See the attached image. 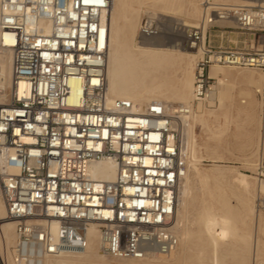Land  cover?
<instances>
[{"label":"built area","instance_id":"1","mask_svg":"<svg viewBox=\"0 0 264 264\" xmlns=\"http://www.w3.org/2000/svg\"><path fill=\"white\" fill-rule=\"evenodd\" d=\"M110 1L0 0V46L13 52L9 86L0 74V97L6 95L0 102V186L16 224L10 251L15 264L85 251L92 225L110 258L174 252L180 243L178 192L187 171L182 116L209 105L211 66L264 75V5H220L214 17L234 22L257 47L205 50L196 65L191 107L111 102L103 21ZM205 39L203 31L191 30L187 45L205 49ZM259 124L254 175L264 184V84ZM104 160L115 163L112 181L88 171ZM259 204L264 209L262 193Z\"/></svg>","mask_w":264,"mask_h":264},{"label":"bare ground","instance_id":"2","mask_svg":"<svg viewBox=\"0 0 264 264\" xmlns=\"http://www.w3.org/2000/svg\"><path fill=\"white\" fill-rule=\"evenodd\" d=\"M262 1L264 0H244L243 2L249 5H243L255 7L252 5L264 4ZM177 2L178 0H154L153 5L159 10L170 8L173 10ZM110 3V9L107 15L103 17V21L107 24L109 42L106 69L109 101L126 99L134 102L139 107H144L153 102H164L162 98L170 96L180 101L182 105L191 107L195 79L193 71L195 64L193 65V63H195L197 57H204L205 49L201 47L196 51V54L189 53L179 49L178 45H167L166 40L158 42L157 38L152 35H142L143 47L137 44L135 47L129 48L125 45L126 39L124 36L129 33L133 38L137 33L140 13L144 8V0H111ZM199 14V8L194 6L192 8V15L199 16ZM154 21L152 19L145 22V26L151 27ZM219 21L222 23L228 22L227 20ZM186 26L190 27L191 25L186 24ZM12 64L13 52L0 46V74L5 86H9L11 80H13ZM218 66L220 65H213L210 69L212 78L216 77L219 84L227 83L230 79L239 76V73H235L232 70L220 73ZM233 68L235 69L236 67ZM172 70L180 73L182 76L177 78L178 80L174 88L171 87L169 81L165 80ZM261 74L263 77L262 83L264 84V75L263 73ZM247 80L249 83L254 84L256 77L251 75L247 77ZM191 88L192 95L189 93ZM251 94L252 91L248 89L242 103V107L248 114L254 106ZM212 95L214 94L212 93ZM5 99L6 95L1 96L0 102H3ZM172 101L174 100L172 99ZM196 113L192 112L191 115L182 116L183 121H188V125L183 130L182 153L187 160V171L181 180V184L183 183V188L181 189L185 193L189 192V183L193 175L199 180L200 188L208 196V205L198 214L195 220L198 229V235L195 239L200 248V253L197 257L198 261L205 264H224L231 257L238 258L239 260H235L240 261V264H249V256L252 253L250 234L255 228L260 233V238L257 241V250L264 255V217L257 213L256 205L253 202V199L256 196L258 197L257 193L264 194V184L260 183L255 177L256 182L252 180L253 177L251 176L221 165H214V168L209 172L201 168V161L197 155L195 146L196 134L194 129L197 121L200 123L201 131L211 132L215 142L227 131V124L212 130L209 127L208 118H197ZM214 146L215 148L212 151L216 155L217 144ZM215 158L219 157L216 156ZM88 171L92 177L106 181H112L116 176L115 163L110 160L93 162L89 165ZM233 198L237 199V205H232L231 199ZM182 202L185 201L182 200ZM184 208L186 209V207ZM7 219L9 218L0 186V255L3 248L9 251L10 246H14L17 242L16 224L11 219H9L10 221ZM188 224L189 220L186 217V213L182 214L180 208H177L176 232L180 241L178 248L191 238L192 234L188 228ZM226 238L231 239V244L226 246L225 250H220L218 247L225 245L224 240H227ZM234 240L242 246L234 248L232 245ZM177 249L171 254L164 256H172ZM160 255L155 254L143 260H117L143 262L151 257H160ZM99 256L102 258L108 257L102 249L100 232L97 226L92 225L87 231V246L85 251L76 254H65L60 257H43V259L44 264H91V260ZM9 259L10 261L6 259H4V262L1 261L2 264H15L11 258V254ZM38 264L43 263L40 260Z\"/></svg>","mask_w":264,"mask_h":264},{"label":"rangeland","instance_id":"3","mask_svg":"<svg viewBox=\"0 0 264 264\" xmlns=\"http://www.w3.org/2000/svg\"><path fill=\"white\" fill-rule=\"evenodd\" d=\"M232 1L178 0L173 10L171 8L166 10H159L157 7H154V0H144V8L142 9L144 12L142 11L140 13L137 33L133 38L129 33H127L124 36L126 39L125 45L129 48L135 47L137 44L143 47V39L141 38L142 35H152L153 37L157 38L158 42L166 40V43L169 46L178 45L180 47L179 49L196 54L197 50L190 49L188 47L187 36L191 30L198 29L199 31H203L205 33V50H208V48H212L213 50L238 49L251 51L257 46H253V43L250 41V34L248 32H243L235 28L236 25L234 22L228 21L226 23H222L218 20L217 17H214L213 9L220 5H249L243 2L244 0H234L235 2ZM262 2L264 3V1ZM261 5L263 6L264 4H253L252 6ZM194 6H197L199 8V16L192 15V8ZM210 17L211 21L213 22L211 24H208ZM152 19L153 21L155 19L156 23L154 21L151 27L145 26V22ZM186 24H190L191 26L187 27ZM211 25H214V27H210ZM148 31L149 33H147ZM200 59H202L201 56L197 57L195 63H193V65L195 64V66H193L194 73L196 71V65ZM218 67L220 68V73L227 70H232L235 73H239V76L230 79L229 82L224 84H219L216 80V77H213L215 78V82L213 83L214 95H212V99L209 100V105H200L195 109V112H197V118H208L209 127L212 130L215 128L223 127L225 124H227V131L217 139L216 143L211 132L201 131L200 123H198L197 121L194 129L196 136L195 134L194 136L197 155L199 156V159L201 161L200 166L201 168L209 172L212 170V168H214V165H221L233 170L235 169L236 172L251 176L253 177L252 180L256 182V179H254V166L260 142L259 95L263 87V77L261 74L262 72L256 69H234L233 67L223 65H220ZM251 75L256 77V81L254 84L249 83L247 80V77ZM178 77H182L181 74L172 70L169 76L165 78V80H167V82L169 81L171 87L174 88ZM248 89L252 91L251 95L252 100L254 101V106L249 114L246 113V111L242 107L243 98H245V96L247 95ZM191 91L192 88L189 92L192 95ZM172 99L174 101H172ZM162 100L170 106L182 105L180 101L170 96L164 97L162 98ZM183 116L188 115L184 114ZM185 123L186 120L184 121V128H186ZM215 144H217L216 155H214L212 151L215 148ZM216 156H218L219 158H215ZM198 181L199 180L192 175L189 183L190 190L188 193H185V191L181 189L183 188V183L181 184L182 187L180 186L179 188L178 208H180L182 214L186 213V217L189 220L188 228L191 231L192 235L191 238L184 245L180 246L172 256L160 255V257H151L143 262L122 261L109 257L102 258L99 256L94 257L91 260V264H205L201 261H198L199 259L197 258L200 253V248L195 239L198 235V229L195 220L197 219L198 214L208 205V196L200 188ZM195 183L197 186L195 185ZM180 190L182 191L181 194ZM257 195L258 197L256 196L255 199H253V202L256 205L257 213L264 217V209H261L259 204L260 193H257ZM182 200H184L185 202H182ZM231 203L232 205H237V199H231ZM184 207H186V209ZM250 235L252 240V253L249 256V264H264V255H262L257 250V241L260 238L258 229L255 228ZM226 239L227 240H224L225 245H220L218 247L220 250H225L227 248L226 246L231 244V239ZM232 243L234 248L242 246L236 240H234ZM11 248L12 245L10 246L9 251L8 249L6 250V248H3L1 250L0 264H2L1 261L4 262V259L10 261L9 258ZM235 259L238 258L229 257L224 264H240V261L238 262L239 259ZM41 262L44 264L43 258L41 259Z\"/></svg>","mask_w":264,"mask_h":264}]
</instances>
